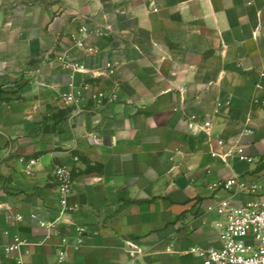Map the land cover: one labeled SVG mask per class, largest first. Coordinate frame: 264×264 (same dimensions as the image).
<instances>
[{
  "label": "crops",
  "instance_id": "1",
  "mask_svg": "<svg viewBox=\"0 0 264 264\" xmlns=\"http://www.w3.org/2000/svg\"><path fill=\"white\" fill-rule=\"evenodd\" d=\"M11 1L0 0V264H203L188 251L220 247L207 208L227 193L212 184L238 177L264 193V0H18L13 16ZM84 25L80 48L70 35ZM65 53L89 72L55 63ZM84 80L85 100L66 102ZM237 146L254 161L226 163ZM56 165L72 170L79 210L50 230Z\"/></svg>",
  "mask_w": 264,
  "mask_h": 264
},
{
  "label": "built area",
  "instance_id": "2",
  "mask_svg": "<svg viewBox=\"0 0 264 264\" xmlns=\"http://www.w3.org/2000/svg\"><path fill=\"white\" fill-rule=\"evenodd\" d=\"M90 34L89 27L84 25L73 33L71 38L77 47L85 48L86 39ZM55 63L71 69L74 73L87 74L89 72L83 62L70 59L67 53L58 56ZM108 68H111V65H108ZM91 89L92 85L84 80L79 86L77 95H65V100L70 104H81L85 100L84 92ZM92 99L99 103L111 101L105 92L93 93ZM196 119L195 115L190 117V129L195 127ZM210 126V122L205 123V127L209 128ZM217 155L216 153L212 154L213 157ZM220 156L226 163L232 156L249 163L254 161L241 146H237L232 153ZM35 162L32 160L29 167ZM53 175L60 198V217L52 222L40 221V225L50 230H58L59 219L76 213L79 206L70 202L73 186L72 170L66 165H56ZM211 188L227 193L223 197L216 196L215 201L207 208L208 212L215 213L219 217L214 226L219 237L220 247L196 245L190 247L188 252L198 257L203 264H264V193L261 192L260 186L256 183L242 181L238 177H232L212 184ZM244 196L248 198L246 201L242 200ZM31 217L37 218L36 215ZM75 227L79 236V244H82L86 228L84 226ZM21 245L23 243H18L6 250L8 252L19 251ZM64 259V256H61V262Z\"/></svg>",
  "mask_w": 264,
  "mask_h": 264
},
{
  "label": "rangeland",
  "instance_id": "3",
  "mask_svg": "<svg viewBox=\"0 0 264 264\" xmlns=\"http://www.w3.org/2000/svg\"><path fill=\"white\" fill-rule=\"evenodd\" d=\"M52 1L53 0H27L26 6L28 7V9H34L35 7H37V8H46L47 10H49ZM6 6H7V10H10V13L13 16L15 14V12L18 11L19 2H18V0H12L11 3L9 5H6ZM70 37H71V35H70ZM47 58L51 59L50 56H48ZM0 169H1V162H0Z\"/></svg>",
  "mask_w": 264,
  "mask_h": 264
}]
</instances>
